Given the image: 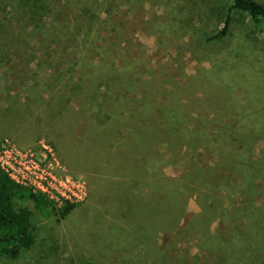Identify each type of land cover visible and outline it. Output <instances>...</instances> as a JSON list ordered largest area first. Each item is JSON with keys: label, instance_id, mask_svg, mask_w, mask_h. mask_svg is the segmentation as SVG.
Segmentation results:
<instances>
[{"label": "trees", "instance_id": "trees-1", "mask_svg": "<svg viewBox=\"0 0 264 264\" xmlns=\"http://www.w3.org/2000/svg\"><path fill=\"white\" fill-rule=\"evenodd\" d=\"M154 1L166 5L156 24L146 7ZM236 12L264 32L262 0H0V66L31 65L28 98L41 70L55 82L52 104L92 112L97 122L78 143L107 150L118 170L106 180L109 196L133 221L127 241H141L136 251L157 261L165 257L159 234L168 233L187 236L189 251L218 254L217 264H264V113L238 106L234 95L235 80L249 78L247 41L227 44ZM138 13L157 28L146 33L153 48L129 25ZM187 52H203L210 67L187 74ZM28 199L48 202L0 167V256L34 243L33 212L21 204ZM190 200L196 212L187 213Z\"/></svg>", "mask_w": 264, "mask_h": 264}, {"label": "rangeland", "instance_id": "rangeland-1", "mask_svg": "<svg viewBox=\"0 0 264 264\" xmlns=\"http://www.w3.org/2000/svg\"><path fill=\"white\" fill-rule=\"evenodd\" d=\"M203 1L207 3L212 0ZM146 7L151 11L147 18L152 20V24H156V15L166 11V5L160 1L149 2ZM127 17L138 39L147 48H153L156 38L146 36V33L157 28L152 26L150 29L144 21L139 22V13L135 17ZM235 17L227 44L247 41L242 71L249 78L235 80L234 95L237 96L238 106L264 113V32L249 25L246 15L236 12ZM219 25L220 28L222 24ZM168 46L173 51L180 49L178 43ZM225 50L218 48L217 52L223 53ZM203 52L197 56L187 52L183 56L187 74H199L198 68L210 67ZM204 55L210 57L209 52ZM22 62L0 66V167L5 171L9 168L10 172L9 165H12L16 171H27L25 160L34 159L64 183H67L66 178L70 179L78 199H56L26 186L34 193L44 195L48 202L39 205L33 199H28L21 203L33 212L32 221L36 227L34 243L15 257L0 256V264H217L218 254L198 253L195 247L189 251L187 236L174 237L160 233L158 250H161L160 256L165 257L159 261L154 255L150 256L147 250L138 248L141 252L136 251L137 247H141V241H131L136 245L133 247L127 241L129 237L133 238L132 234L127 235L123 231L129 228L127 225L132 227L133 221L124 216V209L118 208L113 197L109 196L111 189L106 180L118 170L113 162L104 157L107 150L101 146L92 149L89 144L85 146L82 142L78 143L79 137L97 122L96 118L90 110L76 102L61 106L52 104L47 96L55 82L48 79L50 76L46 78L42 75L41 70L35 76L39 85L28 98L25 87L31 83L28 73L31 65L24 63V66ZM31 97H37V100H29ZM92 139L95 140L92 137L90 144L95 142ZM166 172L176 175L179 171L172 169ZM12 174L16 176L17 173ZM58 187L63 189L64 185ZM70 203L76 206L63 217L61 211ZM198 209L196 203L190 200L187 213ZM116 226L122 229L121 234L112 231ZM172 256L176 258L172 260Z\"/></svg>", "mask_w": 264, "mask_h": 264}, {"label": "built area", "instance_id": "built-area-1", "mask_svg": "<svg viewBox=\"0 0 264 264\" xmlns=\"http://www.w3.org/2000/svg\"><path fill=\"white\" fill-rule=\"evenodd\" d=\"M25 164V169L27 171H16V168L12 165H9L12 171L9 172V168H6V171L9 172L10 176L17 183L30 186L34 191H40L56 199L62 198L70 201L78 199V194L70 182V179L66 178L67 183H64V181L57 178L56 175L47 171L44 167H41L34 159L28 158L25 160ZM15 172L17 174L13 176L12 173ZM59 185H64L63 189H60L58 187Z\"/></svg>", "mask_w": 264, "mask_h": 264}]
</instances>
